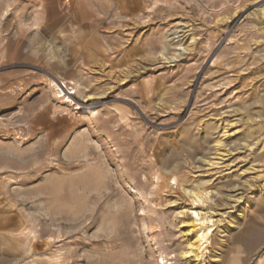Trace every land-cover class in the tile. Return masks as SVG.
<instances>
[{
  "label": "rangeland",
  "instance_id": "obj_1",
  "mask_svg": "<svg viewBox=\"0 0 264 264\" xmlns=\"http://www.w3.org/2000/svg\"><path fill=\"white\" fill-rule=\"evenodd\" d=\"M0 264H264V0H0Z\"/></svg>",
  "mask_w": 264,
  "mask_h": 264
},
{
  "label": "bare ground",
  "instance_id": "obj_2",
  "mask_svg": "<svg viewBox=\"0 0 264 264\" xmlns=\"http://www.w3.org/2000/svg\"><path fill=\"white\" fill-rule=\"evenodd\" d=\"M56 80V79H55ZM54 79H52V78H50V84L52 85V86H54L56 89H60V90H62V88H63V90H64V88L66 87V85H64V84H62V87H61V85H60V83H57V81H55ZM64 93H66V95H68L69 97L71 96V94L72 93H74V91L73 90H70V89H68V88H66V91L64 92ZM64 96H65V94H64ZM69 97H67V100L66 101H71L72 102V99L70 98L69 99ZM73 103H76L75 101H73ZM71 104V103H70ZM74 105V104H73ZM76 106H78L77 104H76ZM84 108L89 112V113H93L94 112V110H95V108L94 107H92V106H87V105H84ZM204 234H201L200 236H198V238H197V240H200L201 238H204ZM30 238V233L27 231V232H24L23 233V235H22V239L23 240H28ZM190 247V246H189ZM199 248V245L197 244V245H191V247L189 248V249H187L185 252H184V254H189V253H191L194 249H198Z\"/></svg>",
  "mask_w": 264,
  "mask_h": 264
}]
</instances>
